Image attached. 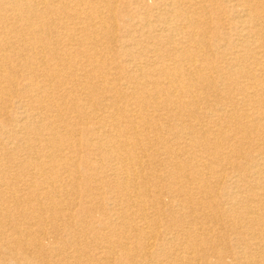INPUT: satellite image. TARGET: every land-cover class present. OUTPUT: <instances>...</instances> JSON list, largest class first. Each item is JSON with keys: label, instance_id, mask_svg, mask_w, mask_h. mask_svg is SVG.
<instances>
[{"label": "bare ground", "instance_id": "6f19581e", "mask_svg": "<svg viewBox=\"0 0 264 264\" xmlns=\"http://www.w3.org/2000/svg\"><path fill=\"white\" fill-rule=\"evenodd\" d=\"M120 1L0 0V264H264V0Z\"/></svg>", "mask_w": 264, "mask_h": 264}, {"label": "rangeland", "instance_id": "374dc122", "mask_svg": "<svg viewBox=\"0 0 264 264\" xmlns=\"http://www.w3.org/2000/svg\"><path fill=\"white\" fill-rule=\"evenodd\" d=\"M144 2H145V4H151L153 2V0H145ZM142 3L143 2L141 0H124V1L121 0L120 4H119V8L120 9H125L126 12L130 13L131 15L133 14V15L143 16L144 13L147 12V10L142 5ZM203 15L209 21V24H211L212 21H218V19L220 18V13L217 10V4L215 3L214 7H211L208 4L207 7H206V10L203 12ZM217 64L220 65V64H223V63H219L217 61L216 65ZM236 76L241 79L240 75H236ZM259 108H260L259 105H257V106L255 105V108H252V109L255 112H259ZM261 120H263V119L261 118ZM260 127H261V130L264 132V122H263V124Z\"/></svg>", "mask_w": 264, "mask_h": 264}]
</instances>
